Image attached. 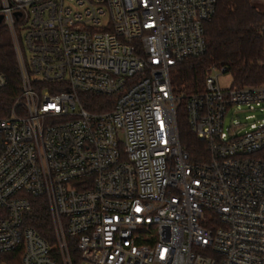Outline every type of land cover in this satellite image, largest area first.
<instances>
[{
  "label": "built area",
  "instance_id": "built-area-1",
  "mask_svg": "<svg viewBox=\"0 0 264 264\" xmlns=\"http://www.w3.org/2000/svg\"><path fill=\"white\" fill-rule=\"evenodd\" d=\"M218 1L0 0L21 82L0 105V264H264V123L223 124L262 105L264 83L222 87L217 67L198 92L170 79L205 52ZM181 101L200 160L179 141ZM31 196L53 244L25 224Z\"/></svg>",
  "mask_w": 264,
  "mask_h": 264
},
{
  "label": "trees",
  "instance_id": "trees-1",
  "mask_svg": "<svg viewBox=\"0 0 264 264\" xmlns=\"http://www.w3.org/2000/svg\"><path fill=\"white\" fill-rule=\"evenodd\" d=\"M264 9L250 0H219L216 11L205 26L206 50L198 57L187 58L171 69L174 90L185 87L189 92L203 89L211 67L223 68L232 79L230 86L241 87L264 83ZM0 72L7 83L0 90V105L9 110L20 89V73L9 29L0 24ZM102 96L86 95L84 106L101 109ZM179 141L191 160H200L205 143L192 132L181 101L176 110ZM25 224L51 244L55 241L53 220L44 196H31ZM75 253V250H73Z\"/></svg>",
  "mask_w": 264,
  "mask_h": 264
},
{
  "label": "rangeland",
  "instance_id": "rangeland-1",
  "mask_svg": "<svg viewBox=\"0 0 264 264\" xmlns=\"http://www.w3.org/2000/svg\"><path fill=\"white\" fill-rule=\"evenodd\" d=\"M171 71L172 69H170V74ZM211 74L219 75L218 81L220 86L222 87L230 86L232 83V79L229 73L212 71ZM253 123L256 125L264 123V103L259 107H255L254 109H249L248 106L244 104L235 105L228 110L223 121L225 129H227L231 125H236V130L240 132L248 130L250 128V125Z\"/></svg>",
  "mask_w": 264,
  "mask_h": 264
},
{
  "label": "water",
  "instance_id": "water-1",
  "mask_svg": "<svg viewBox=\"0 0 264 264\" xmlns=\"http://www.w3.org/2000/svg\"><path fill=\"white\" fill-rule=\"evenodd\" d=\"M0 21H1V16H0Z\"/></svg>",
  "mask_w": 264,
  "mask_h": 264
}]
</instances>
